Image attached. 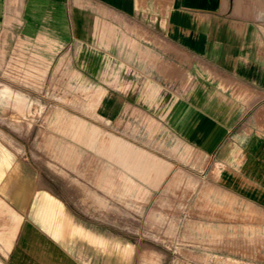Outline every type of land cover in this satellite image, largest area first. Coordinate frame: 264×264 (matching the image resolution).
I'll list each match as a JSON object with an SVG mask.
<instances>
[{"label": "crops", "instance_id": "obj_1", "mask_svg": "<svg viewBox=\"0 0 264 264\" xmlns=\"http://www.w3.org/2000/svg\"><path fill=\"white\" fill-rule=\"evenodd\" d=\"M3 30L60 45L58 51L69 54L71 74L90 88L92 115L107 128H118L130 110L149 114L159 121L158 131L215 156L220 189L250 203L264 202V125L256 121L257 104H264V0H0V35ZM42 53L34 67L45 80L52 61ZM13 115L9 108L3 116L15 129ZM148 123L157 126L153 119ZM4 132L0 126L7 173L19 166L18 177L27 182L30 194L22 205L21 195L14 194L16 176L10 177L6 193L0 190V199L9 197L12 202L6 205L22 219L8 242L0 240V264H74L75 249L91 261L96 240H104L103 253L110 255L105 241L112 237L55 198L18 159L15 139H1ZM105 150L123 167L130 153L144 155L117 140ZM144 162V177H162L161 168L149 159ZM49 245H56L55 254Z\"/></svg>", "mask_w": 264, "mask_h": 264}, {"label": "rangeland", "instance_id": "obj_2", "mask_svg": "<svg viewBox=\"0 0 264 264\" xmlns=\"http://www.w3.org/2000/svg\"><path fill=\"white\" fill-rule=\"evenodd\" d=\"M21 11L17 6L16 13ZM39 41L11 36L7 30L0 35L1 139L14 138L18 159L43 179L49 192L77 218L112 237L105 241L110 255L103 253L104 240H96L92 260L75 249L74 264H264V202L250 203L228 188L220 189L215 156L158 131L159 121L149 114L130 110L118 128H107L92 115L89 86L67 67L69 54L58 51L60 45L50 38L47 44ZM41 53L52 61L45 80L34 67ZM215 71V76L222 75ZM257 105L256 121L263 126L264 104ZM9 108L16 114L10 119L15 129L3 116ZM77 112L91 117H76ZM149 118L157 126L150 125ZM111 140L144 155L130 153L123 167L106 153ZM146 159L162 169L157 181L141 173ZM8 164L7 154L0 152V190L6 193L10 177L16 176L14 194L21 195L25 205L29 185L18 177L19 166L9 175ZM1 198L0 240L8 242L22 219L6 205L9 197ZM14 204L11 207L20 210ZM25 231L23 227L22 238ZM52 247L56 245H49L55 254L57 247Z\"/></svg>", "mask_w": 264, "mask_h": 264}]
</instances>
